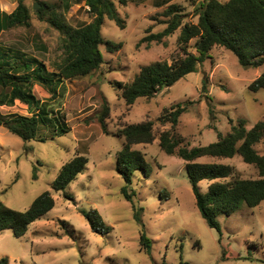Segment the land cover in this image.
Masks as SVG:
<instances>
[{
	"label": "rangeland",
	"instance_id": "374dc122",
	"mask_svg": "<svg viewBox=\"0 0 264 264\" xmlns=\"http://www.w3.org/2000/svg\"><path fill=\"white\" fill-rule=\"evenodd\" d=\"M201 0H170L180 4L186 14L184 22H196L194 7ZM226 1V0H220ZM30 13L29 26H16L0 31V46L20 49L43 61L53 70L60 60L61 35L37 11L47 4L61 13L66 21L79 26L90 21L83 4L72 0H22ZM37 8L34 9V3ZM18 0H0V10L11 12ZM116 3L124 20L119 27L113 20L104 19L103 40L121 42L116 51L100 45L103 62L91 73L65 80L51 102L59 109L70 130L44 141L22 140L0 125V199L6 205L26 209L40 193L51 191L54 206L33 221L26 232L16 237L11 229L0 231V258L9 264H264V200L255 207L245 203L231 214L217 216L219 229L210 227L200 214L188 181L186 161L176 154H167L159 146V132L168 129L157 117L177 102L192 101L175 128L183 145H206L230 131L231 125L244 119L246 128L264 120V89L252 91L250 82L264 70L241 65L228 49L214 46L209 57L173 85L158 90L151 97H139L127 105L116 82H130L146 64L184 56L179 49V29L165 38L166 43L139 40L146 28L159 31L164 24L160 13L167 6L163 0H127ZM195 39L187 51L194 52ZM206 87H202V79ZM32 91L40 100L50 93L35 83ZM108 103L104 132L97 120L103 99ZM6 113L30 114L26 104L15 100L11 106L0 105ZM153 121L154 138L149 143H135L132 148L144 153L150 165L146 175L135 171L128 190L131 200L125 199V181L116 171V152L124 138L117 135L126 124ZM43 127H41L42 132ZM254 148L264 155V140ZM76 153L87 157L86 168L69 183L65 191H54L52 181L61 165ZM200 162H221L234 168V175L257 178L256 166L246 163L239 155L232 157L202 156ZM35 174V176H34ZM230 177L226 178L229 179ZM210 181L201 180L205 191ZM95 208L110 227L106 233L91 229L81 210ZM139 211L142 224L134 217ZM143 229L151 242L146 251L140 244Z\"/></svg>",
	"mask_w": 264,
	"mask_h": 264
},
{
	"label": "trees",
	"instance_id": "16d2710c",
	"mask_svg": "<svg viewBox=\"0 0 264 264\" xmlns=\"http://www.w3.org/2000/svg\"><path fill=\"white\" fill-rule=\"evenodd\" d=\"M116 1L125 4L127 0H72L76 4L82 3L91 18L89 22L79 26L69 24L53 7L42 4L37 11L38 18L46 19L61 35L62 54L51 71L43 61L20 49L0 46V105L11 106L15 100H19L27 105L30 113L4 114L0 111V125L25 141H44L70 130L62 112L54 108L51 102L56 98L58 87L65 80L87 75L100 66L103 62L100 50L102 43H105L108 51L121 48V42L104 41L101 36V26L105 18L113 20L119 27H124V20L117 12ZM169 1L163 0L167 6L160 15L165 18H151L156 23L164 24V27L154 32L151 31L152 26H148L146 35L139 43L165 44V38L179 29L177 42L184 56L171 62L158 60L146 64L130 82H116L127 105L139 97H151L189 72L196 71L197 66L209 57L214 46L230 50L243 66L258 67L264 64V0H201L194 7L196 22H184L186 14L183 7L176 3L168 4ZM29 25L30 13L22 0H18L17 6L9 13L0 10V31ZM192 39H195V51L189 52L187 47ZM35 83L50 93L48 99L40 100L35 96L32 91ZM202 87H206L204 78ZM248 88L252 91L264 89V70L250 82ZM191 103L192 101L177 102L164 109L157 117L160 123L170 125L168 129L159 132V146L165 153L176 154L186 161L185 168L196 206L208 226L219 229L218 215H229L242 203L255 207L264 200V155L254 148L256 143L264 140V120L246 128V122L241 118L231 125L227 134L218 132L217 140L206 145L189 147L182 144L183 138L175 132V128L180 115ZM108 112V103L104 98L97 118L104 132L107 131L105 119ZM41 127L44 129L42 132ZM117 135L124 138V143L116 152L115 169L125 181L122 187L125 199L131 200L134 192L129 191L128 187L135 171L142 170L146 175L150 171L144 153L132 148V144L149 143L153 140V121L126 124L118 130ZM236 154L244 162L256 166L259 177L235 176L234 168L227 163L196 161L202 156L232 157ZM86 162L84 153H76L65 161L52 181L51 188L54 191H64L63 196L71 198L65 189L86 168ZM228 177L230 178L226 179ZM201 180L210 181L205 191L200 189ZM54 203V197L48 190L37 195L24 210L12 208L0 199V231L11 229L14 236L23 235L28 226L49 211ZM81 213L93 231L102 234L109 231L110 227L95 208L81 210ZM134 217L143 226L139 211L134 212ZM140 244L149 252L151 242L143 229L140 231ZM0 264H9L8 258H0ZM178 264L190 263L181 260Z\"/></svg>",
	"mask_w": 264,
	"mask_h": 264
},
{
	"label": "water",
	"instance_id": "95a60500",
	"mask_svg": "<svg viewBox=\"0 0 264 264\" xmlns=\"http://www.w3.org/2000/svg\"><path fill=\"white\" fill-rule=\"evenodd\" d=\"M33 8H34V9L37 8V3H36V2L34 3Z\"/></svg>",
	"mask_w": 264,
	"mask_h": 264
}]
</instances>
